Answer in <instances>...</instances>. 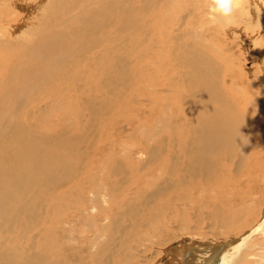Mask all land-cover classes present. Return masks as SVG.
<instances>
[{
    "label": "bare ground",
    "instance_id": "6f19581e",
    "mask_svg": "<svg viewBox=\"0 0 264 264\" xmlns=\"http://www.w3.org/2000/svg\"><path fill=\"white\" fill-rule=\"evenodd\" d=\"M117 1L119 0H0V9H4L3 6L6 5L8 7V4H10V7L13 5L20 8L19 10L23 12L21 19L31 13L34 14V20L31 22H27L28 20L20 21V23H17L18 25L16 27H11L12 24L4 28L0 26V168H4L8 172L6 179L0 178V220L3 219L5 222L9 221L11 223L15 221L21 222L23 220L24 217H22V214L25 210H22L18 214L9 213L8 208L2 204L3 197L10 194L7 182L24 177L20 168L24 166L23 161L29 157L28 167L34 165L35 161L32 160L34 157L33 155H35L38 150H43L44 147L41 144L50 142V140L53 139L51 134L41 130L37 131L38 136L33 135L30 130L37 127V125L41 128L45 127L50 132L54 127L59 128L61 132L63 128H75V131L72 129L73 135L67 133V135H69H66L67 138L71 140L72 138L80 136L81 139L82 135H84L83 131H81L80 134L77 133V131H80V127H82V125H80V120L85 118L86 112L93 107L90 105V94H93L95 91L103 95V89H105L106 92L109 89L107 88L106 90V88H104L106 86H103L104 82L110 81L111 79L117 84H120V87L123 88H126L129 83L130 85L135 84L133 91L139 98L136 99L134 97V104L129 106H135V104H137L136 102L140 104L141 101L148 99L149 101H146V103L148 102L150 115L153 116V118L149 117V121L153 123L151 124V135L153 134L155 138V135L158 136L163 132L162 136L164 140H166L167 179H165L167 185L165 192L167 198L165 201L163 200L164 203L160 205L161 210H158L159 212L157 213L155 212L157 215L154 214L153 217V213H150V224L152 228L156 229L155 226L158 222V220L153 222V219L156 218V216L158 219H162L164 216L166 219L165 221L177 222L178 225L180 224L181 229H190L191 233L195 234V238L202 237L201 240L204 241L201 242L202 246H204L203 243L208 241V239H206L208 236L205 233L207 229L209 232L213 233L218 231L217 233L224 236L222 239H225L224 242L220 244L224 250H220L219 248V250L217 249V253L211 256L208 253L209 256L206 255L207 259L201 262V264H264V205L260 207L259 212H257L258 215L254 219H252V217L255 209L251 212V216L249 215L250 218L248 219L246 216L247 206L244 205L243 207L239 205V207L238 205H234L232 201V199H236L238 191H225L228 181L224 180L220 175L221 170L225 171L224 169L227 170L232 166H218V160L221 159V161H223L222 158L224 159L228 155L234 156V162L238 164L239 168L240 166H242V168L247 166H244V163L247 160L246 154H248L250 149L246 142L249 134V123H251L253 127L255 124L260 125L263 121L260 108L257 107L254 109V104L251 100L247 99L245 96H240L241 88H239V85L236 83L237 81L229 77L233 64L225 63L223 62L224 60L222 61L220 57H214L213 54L211 57L207 55V48L205 47H210V45L208 43L206 46L204 42L205 38L203 39L200 37L199 41H196L195 37V41L192 39L190 41L185 39L184 36L181 35V18L174 29L176 23L174 24L173 22H176L175 20L179 18L180 9L183 8L184 12L186 9L189 10V8H187L188 6L185 7V3L182 2L183 0H135V2L129 6L132 18L127 22L124 20V16L118 12L120 9L123 11L124 7L122 4L119 5V2L115 3ZM214 1V3H211L212 10L215 9L214 12L212 11L215 14L214 17L222 23H224V21L228 23L231 20L227 18L230 17V14H228V11L225 12V10H231L227 5L232 3L233 0ZM234 1L237 3L238 0ZM240 1L238 2V7L244 5ZM262 1L258 0V2L255 3V0H248L249 8L246 4L247 6H243L242 10L244 14L248 15L247 17H249V19L254 18L255 20L256 18L264 29V15H261L260 11L264 10V6L261 5ZM38 4L39 7L37 6ZM172 4H174L176 9L172 14H170V12L167 14L166 12L170 10ZM261 6L262 9L259 10L258 7L261 8ZM113 8H115V10L112 16H115V18L119 17V19L109 28L106 20L108 19L109 12ZM147 9L149 11L146 15L147 19L145 18L146 20H143V14ZM12 10L10 11L9 9L10 12H12ZM10 12H8V15H10ZM230 13L232 17V11ZM0 16L2 17V15ZM135 20H141L142 29H148L150 36L148 33H144L149 42V47L147 50L144 47H138V49L134 47L132 48V55L129 56L128 52L130 48H128L127 53H125L123 49L127 46L123 45V42L127 34L130 35V44L133 46L137 39H139L137 33L133 29ZM25 24H28V28L26 29H24ZM228 24L230 25V23ZM107 27L109 29H106ZM99 33L101 34L99 35ZM194 36L198 35L195 34ZM105 39H112L114 43L106 46L107 44L105 45L104 43L106 41ZM147 54L149 56L150 70L148 69V61L146 65H140L142 59L141 55L146 56ZM220 54L221 52H219V55ZM129 57L132 58V64L128 62ZM115 62L118 63V66L115 65ZM203 62H206L204 66L202 65ZM221 64L224 67H222ZM209 66H214L212 72L206 69ZM119 68H122L124 74L118 72ZM103 78L106 80L102 81ZM95 79H97L96 83H94ZM112 87H114L113 89L118 88L115 84H112ZM102 101L105 102L103 99ZM117 101H119L118 98ZM180 104L183 105L181 106ZM176 105H178V108L180 106V109H177V111H175L177 107L174 109ZM134 115H136V113H134ZM246 118L249 119V123L246 121ZM86 120L88 119L85 118V122ZM19 138L23 139L22 143H24V141L26 143L28 140L31 144L34 143L35 145L25 143L24 145H18V153L16 155L10 154L6 145L12 142L15 144ZM80 139H78L79 142L72 147V163H75L73 168H76L73 169L68 177L61 180L68 182L63 185L62 188L52 193L51 201H54L53 223L55 222L56 226L57 223H59L61 225L58 226L64 227L65 225L71 226L75 222L82 219L85 220V218L88 217H93V219L97 217L101 220V225L97 223L99 226L118 225L120 219L112 218L113 216L110 214L112 210H110V216L107 215V207L105 209V206H103V204H108V206L111 204V207L112 204L114 205L116 201H113V199H115L114 195L116 193L112 190L118 188L119 185L118 183L117 185L111 183L108 185V182H105L107 174L104 172V167L106 159L109 158L106 147L103 144H97L92 147V150L87 156L88 158L83 160V153L80 149ZM69 140L65 141L68 142ZM49 144L52 146L53 142ZM118 145V147H120V144ZM14 146L15 145H13V147ZM111 148H115V145ZM128 151H130V149ZM138 152H143V149ZM239 154L240 158L236 157ZM218 155H222V157ZM215 168L219 170L215 172ZM244 171L246 172V170ZM25 176L30 181L31 177L27 174ZM214 177H217V179L213 181V187H215L213 189L211 181L215 179ZM230 177L232 178V175H230ZM58 179L59 178H56L54 181H58ZM113 179L114 181L116 180L115 178ZM61 181L56 182L54 185L60 187ZM95 181L98 182V186H95L96 188L93 187ZM208 181H210V183ZM207 182L208 184H206ZM52 186L46 187L50 189ZM15 189L14 194L18 196L25 193L24 187H17ZM204 189H209L210 192L205 194L203 193ZM108 191H110V193L114 192L115 194L111 193V195ZM122 192L125 193V191ZM137 194L139 195V192H137ZM128 195H126V197ZM205 195L210 198L217 197L214 201L212 200V204L215 206L217 212L216 222H220L221 225H213V221L211 223L210 221L207 222V220H204V217L200 220L197 218L196 220H199L197 222H192L194 226L193 229L192 226L187 225L189 216L199 207L195 204L200 205L204 216L205 208H208V206H203ZM73 200H75V203ZM110 200L113 202H109ZM225 200H228V202ZM72 202L74 203L73 205ZM72 208L75 210H72ZM113 210L112 212H117V209ZM102 212L105 213L104 218L99 217ZM118 212V216L123 213L121 210ZM208 213L209 212H207V215ZM129 215L130 214H128V216ZM144 216L146 218L147 215ZM174 216H178L179 220H172ZM32 217L33 215L31 218ZM99 219H97L98 222ZM86 221H84V223ZM121 222L120 224H122ZM49 223L44 221L42 226L33 230V235L29 237L26 236V240L24 237L23 239L26 241V244L23 246L24 249L20 251L22 254L19 253L20 257H18V255H16L17 253H10L8 264H15L14 260L18 258H20L21 264H42L45 261H48L50 264H74L75 260L79 258H81V264H85L84 262L87 260L85 258L87 257L91 260L90 262L95 264V262L100 260V251H94L93 248L95 245L97 247L101 244L100 236L102 234V227L94 234V240H88L92 250L87 254L81 251L80 257V247H78L79 242H77L79 238L66 236L58 230V226L55 227L53 224L50 225ZM80 224L82 225V223ZM142 225L145 226L146 224ZM148 226L150 228L149 224ZM91 227L96 228L97 226H93V223L89 222L88 227H86V230L89 231L88 233H90ZM118 227L115 228L117 229ZM123 227L125 228V226ZM166 227L169 228L167 225ZM144 228L146 227L140 229ZM107 229H105L104 232ZM111 229L113 228H109L108 230L111 231ZM150 230L152 229L150 228ZM9 231H11V229ZM69 231L68 229V235ZM232 231L235 232L232 234ZM162 232V229L161 231L157 230L158 234ZM91 233L93 234V232ZM144 233L146 234V232ZM49 235L51 236L49 237ZM86 235L88 234L86 233L83 237L81 235V238L87 239ZM115 235L114 237H116ZM158 237L157 240L161 241L162 238H159V240ZM110 238L111 237H109V239ZM123 238L124 237H122V239ZM122 239L120 237V241ZM113 240H116V238ZM83 242L86 241L83 240ZM153 242L148 245V253L143 251L145 254H140L138 251L134 252L132 250L133 247L130 250H121L120 248L124 247L122 242L119 249L122 252L128 253L130 257H135L134 264H137L141 256L144 258L147 257L148 254L154 253L153 250L155 245ZM10 243H12V241ZM17 243L19 244L20 242ZM104 246H106V244H104ZM209 246L215 247V245L209 244L205 246V249L200 248V252L203 254L209 251V249L207 250ZM9 247L11 248V246ZM15 248L17 249V247ZM85 249L88 250L91 248L85 247ZM108 249L110 248H107V250ZM119 249L118 251L121 252ZM175 250H178V248H175ZM197 250H195V252ZM202 254L200 253L199 255ZM111 256L114 257L113 255ZM107 257L109 258V256ZM157 257L154 263L161 264L159 259L162 258V255L160 254V256ZM202 258L203 257H201L200 260ZM79 261H76V263ZM90 262L89 264H91Z\"/></svg>",
    "mask_w": 264,
    "mask_h": 264
},
{
    "label": "rangeland",
    "instance_id": "374dc122",
    "mask_svg": "<svg viewBox=\"0 0 264 264\" xmlns=\"http://www.w3.org/2000/svg\"><path fill=\"white\" fill-rule=\"evenodd\" d=\"M239 1L240 0H238L237 3H235V1L233 0L232 3L227 5L231 10H225V12L228 11V14H230V17H227V18L231 19L228 22V23H230V25L228 23H226L225 21H224V23H225L224 24L220 20H217L214 17L215 14L213 12L215 11V9L212 10V8H211L212 7L211 3H214L215 2L214 0L213 1L212 0H190V1L189 0H187V1L183 0L182 2L185 3L184 4L185 7L188 6L187 8H189V10L186 9L184 12L183 8H181L180 9L181 11L179 13L180 16L178 15L179 18H177L175 20L176 22H173V23L174 24L176 23L174 26V29H175L179 19L181 18V20H180L181 35H183L185 39H187L189 41L192 39L193 41H195V39H194V37H195L196 41H199L200 37L203 39L205 38L204 42H205L206 46L208 45V43L210 45V47L204 46L205 48H207L206 53L209 57H211L213 54L214 57H216V58L220 57V59L222 61L224 60L223 62H225V63H228V64L232 63L233 68H231V70H230L229 77L231 79H234L237 81L236 83L239 85V88H241L240 96L241 97L245 96L247 99L251 100L254 104V109H256L257 107L260 108V112L262 114V119H263V121L261 122L262 124L261 123H260V125L255 124L252 127V124L249 123L250 122L249 119L246 118V121L249 123V134H248V138L246 139V142L248 144V147H250V149L248 151L249 155L246 154L247 160L244 163V166L245 165H247V166H245L244 168H242V166H240V168H239L238 164H236L234 162V158H233L234 156L233 155H228L224 159L222 158L223 161H221V159L218 160V162H219L218 166L219 167H222V166H228V167L232 166L233 167V168L229 167V169H227V170L224 169L225 171L221 170L222 173L220 172L221 177L224 180L228 181V183H226L227 187H226L225 191H230V190L238 191L236 199H234V200L232 199L234 205H238V206L240 205L243 207H244V205L247 206L246 216L248 217V219L250 218L249 215L251 216V212L255 209L254 210L255 212H254L253 217H252V219H254L258 215L257 212H259L260 207H262V205H264V107H263L264 106V29H263V27H261V23L260 22L258 23L256 18H255V20H254V18L249 19V17H247L248 15L244 14L242 7L247 4L248 6L247 5L246 6L249 8L248 0H245V1L241 0L240 1L244 4V5H242V7H238ZM118 2H119V5L122 4L123 7L127 9L126 10L123 8V11H122V9H120V10H118V12L121 13L122 16H124V20L126 22L129 21L132 18V14H131V11L129 10V8H130L129 6H131V4L135 2V0H119L115 3H118ZM257 2H258V0H255V3H257ZM263 2H264V0L262 1V4L260 3L262 6H264ZM37 6L39 7V4ZM240 6H241V3H240ZM262 6H261V8L258 7V9L259 10L262 9ZM3 7L5 10L0 9V15H2V17L0 16V22H1L0 26L2 28L6 27L8 25H11V24H12L11 27H16L18 25L17 23H20V21L28 20L27 22H29V21L31 22L32 20H34L33 19V16H34L33 13L29 14L28 16H24V18L21 19V15L23 14V12L21 10H19L20 8L15 7L13 5H11V7H10V4H8V7H7V5L3 6ZM9 9H10V11L13 9L12 12H10ZM175 9H176V7L174 6V4H172L170 10L167 11L166 13L168 14L170 12V14H172ZM114 10H115V8H113L109 12L108 19L106 20V23L109 25V28H111L113 23L117 19H119V17L115 18V16H112L114 14ZM229 11L230 12L232 11V17H231V13ZM260 11H261V15H264V10L263 11L260 10ZM8 12H10V15H8ZM148 12H149L148 9L146 10V12H144L143 17H142L143 20L147 19L146 15ZM259 14H260V12H259ZM227 16H229V15H227ZM252 16H255V15H252ZM29 17H30V19H29ZM243 17H244V19H243ZM3 24H4V26H3ZM27 25L28 24H25V28L24 27L23 28L24 29L28 28ZM109 28L107 27L106 29H109ZM24 29H22V30H24ZM133 29L137 33V36L139 38V39H137L138 42L136 41L134 46L131 45L130 44L131 43V37L128 34H127V37L125 38V41L123 42V45L127 46V47H125V49H123V51H125V53H127L128 48H130V51L128 52L129 56L132 55V53H133L132 48H134V47H135V49H138V47H140V48L144 47L146 50L149 47L148 46L149 42L147 41L146 35H145V33H148V35H149V31H148V29H142L141 20H135L134 21ZM185 32H186V34H185ZM101 33H99V35ZM195 34H197L198 36H194ZM10 38H11V36H10ZM142 38H143V40H142ZM105 40L106 41L105 42L103 41V42L105 43V45L107 44L106 46L112 45L114 43V41L112 39H105ZM219 52H221L220 55H219ZM141 58H140L141 59L140 65H142V64L146 65L147 61H148V69L150 70L148 54L146 56L141 55ZM131 59L132 58L129 57L128 62H131ZM181 59H184V58H181ZM205 63L206 62H203L202 65L204 66ZM131 64H132V62H131ZM115 65L118 66V63L115 62ZM129 65H127V66H129ZM221 66L224 67L222 64H221ZM213 67L214 66H209L206 69L208 71L212 72ZM122 68L118 69V72L120 74H124V72L122 71ZM200 75H201V73H200ZM103 80H106V79L103 78L102 81ZM96 82H97V79L94 80V83H96ZM112 84H115L118 88L113 89L114 87H112ZM103 86H105L104 88H106V90H107V88H109L107 90V92L105 91V89H103V95H100V94H98V92L96 93L95 91L93 94H90V99H91L90 105H92L93 107L86 112L85 118L88 120H86V122H85V118L80 120V125H82V127H80V131H77V133L80 134L81 131H83L84 135H82L81 139H80V136L72 138L71 140H69L67 138V136L73 135L72 129L75 131V128H71V129L63 128L62 132H61V130L59 128L54 127L51 129V132H50L45 127L41 128L39 125H37V127L32 128V130H30V132L33 135H37V131L41 130L45 133L51 134L53 139H51L50 142H46V143L41 144L44 148L41 151L38 150V152L35 153V155H33L34 157L32 160L35 161L34 165L28 167L29 160H30L29 157L23 161L24 166H21L20 168L23 172L24 177L7 182V187H8V189H10V194H7V195H5V197H3L4 202L2 201V204L8 208L9 213H17L18 214L22 210L23 211L25 210V211L22 214V217H24L23 220L21 221L22 223L19 221H15V222L11 223L9 221L5 222L3 219L0 220V245H1L0 246V248H1L0 249V264H8V260H10V257H9L10 253L11 254L17 253L16 255H18V257H20V254H22V252H20V251H22V249H24L23 246H25V244H26L25 240L27 239V237L33 235V230H36L38 227L42 226L44 221H47L48 223L50 221L49 224L50 225L53 224V226H55V227H57L58 225H61V224L57 223V226H56V223L55 222L53 223L54 201H51L52 200L51 197H52L53 192L62 188V186L68 182V181H61V180L68 177L72 173L73 169L76 168V167L73 168V166H75V163L74 162L72 163V160H73L72 147H74L75 144L77 142H79L78 139H80V142H81L80 149H81V152L83 153L82 154L83 160L85 158H88L87 156H88L89 152L92 150V147L96 146L97 144L105 145L106 150H107V154L109 155V158L106 159V162H105L106 164L104 167V169H105L104 172L107 174V176L105 178V182H108V185H110V183L116 184V185L118 183L120 185V186L118 185V188L112 190V191H115V193L118 194L119 196L116 195L114 192H111V193L115 194V195L113 194L115 196V199H113V201H116V202L120 201V202L119 203L115 202L114 205L112 204V207H111V204H109L110 206H108V204H103V206H105V209L107 207V210H108L107 215L110 216V214H111V216H113L112 218L120 219L118 225H115V226H108L107 225L105 227L99 226V225H97V223L101 225V223H100L101 220L99 218L96 217V219L95 218L93 219V217L92 218L88 217L90 219L85 218V220L84 219L79 220L78 222H75L71 226L65 225L64 226L65 228L62 226L57 227V228H59L58 230L61 231L62 234L64 233V235H66V236H69V237L73 236V237L79 238L77 240V242H79L78 247H80V250H79L80 251L79 252L80 257H81V251L83 253L87 254L89 251L92 250V247L89 246V241L95 239L94 234L97 233L99 231V228H101V227H102V229H101L102 234L100 236L101 244L98 245L97 247L95 245L93 248L94 251H97V252L100 251V260L98 262H95V264H113V263L114 264H134L135 257L132 258V256L130 257L128 255V253L122 252L121 250H123V249L130 250L133 247L132 250L134 252L138 251L140 254H145V252L146 253L149 252L148 245L151 244L153 241H154L153 243L155 245L154 250H153L154 253L148 254L147 257H144V258L141 256L139 258L137 264H139V263L140 264H155L154 260H157V258H158L157 256H160V254L162 255V258H161L162 260L159 259L161 261V264H201V262H204L207 259L206 255L211 256L212 254H216L217 249L219 250V248H220V250H224V248L222 246H220V244L223 243L225 239H222L224 236L217 233L218 231H216V232L214 231L215 233H213V232H209V230L207 229V231H205V233L208 236L206 238V239H208V241H207L208 243L207 242L203 243L204 246H202L201 242H204L203 240H201L202 237H196L195 238V234L191 233L190 229H187V230L181 229L180 224L178 225L177 222H172V221L167 222V221H165L166 219L164 216L162 219H158L156 216V218L153 219V222H155L157 220H158V222L159 221L160 222L156 223V226H155L156 229L152 228V226L150 224L151 214L153 213V217H154V214L159 212L158 210H161L160 205L163 204L165 199L167 198V195L165 192L166 191L165 188L167 185V182H166V179H167L166 178V175H167V173H166L167 172L166 140H164V137L162 136L163 132H161L158 136L155 135V138H154L153 134L151 135V132H152L151 124H153V123L149 121L150 120L149 117L153 118V116L150 115V111H149L150 108H149L148 102L146 103V101H149L148 99H145V101L143 100L144 102L141 101L140 104H138L139 102H136L137 104H135V106L138 105L139 107L138 106L135 107L134 105H133L134 107L129 106V105L134 104V97L136 99L139 98L138 95L137 94L135 95V92L133 91L134 90L133 87L135 86V84L130 85V83H129L127 86L128 88L127 87L123 88V87H120V84H117L114 80L110 79V81H105ZM106 94H107V96H106ZM117 98L119 101H117ZM102 99L105 100V102H103ZM132 101H133V103H132ZM230 102H231V100H230ZM122 103L124 106L122 105ZM180 105L182 106L183 104H180ZM82 107H83V105H82ZM174 109H175V111H177V109H180V106L178 108V105H176L174 107ZM181 109H182V107H181ZM134 113H136V115H134ZM56 126H58V125H56ZM49 127H48V129H49ZM65 129H66V131H65ZM86 131H87V133H86ZM67 133L69 135H67ZM62 134H64V135H62ZM55 135H57V136H55ZM65 140H69V141L66 142ZM109 140H111V141H109ZM22 141H23V139L19 138V139H17L15 144H13L14 142L8 143L6 145V148L9 151V153L16 155L18 153V150H17V148L19 147L18 145H21V144L24 145V143H25V141H24V143H22ZM51 142H53L52 146L49 144ZM164 142H165V145H164ZM25 144L35 145L34 143L31 144L28 140L26 141ZM118 144H120V147H118L119 146ZM13 145H15V146L13 147ZM114 145H115V148H111V147H114ZM32 148H33V146H32ZM116 148H118V149H116ZM112 149H114V150H112ZM129 149H130V151H128ZM141 149H143V152H138ZM145 149H147V150H145ZM223 151H227V150H223ZM251 153H253V154H251ZM104 154H105V152H104ZM218 156L222 157V155H218ZM236 157L240 158V154L237 155ZM12 169H13V167H12ZM215 169H216L215 172L219 170L217 168H215ZM247 169H248V171H247ZM244 170H246V172ZM7 174H8V172L6 169L0 168V178L6 179ZM26 174L31 177L30 181L25 176ZM142 174H143V176H142ZM230 175H232L233 179L230 177ZM110 176H112V177H110ZM140 177H142V178H140ZM56 178H59L58 181H61L60 187H56V185H54L56 182H58V181H54ZM107 178H109V179H107ZM113 178H115L116 180L114 181ZM137 178H140V179L136 180ZM214 178L215 179H212V181H211L213 189L215 188V187H213V181H215L217 179V177H214ZM110 180H112V181H110ZM229 180H231V181H229ZM208 182L210 183V181H208ZM208 182L206 184H208ZM231 183H233V184H231ZM46 186L47 187L52 186V188L48 189ZM95 186L96 187L98 186L97 181H95V184L93 187L96 188ZM17 187H20V188L24 187L25 193L23 195H19V196L14 194V191L16 190L15 188H17ZM123 187L125 190L123 189ZM121 189H123V190H121ZM122 191H125V193H123ZM117 192H119V193H117ZM137 192H139V195L137 194ZM209 192H210L209 189L203 190V193H205V194L209 193ZM108 193L111 194L110 191H108ZM151 193H153V194H151ZM122 194L124 195V197ZM125 194L126 195L129 194V195L126 197ZM148 197L151 199H149ZM204 199L205 200H203V202H204L203 206H208V208L207 207L205 208L204 216H203V212L201 210L202 208L200 207L199 204H195L196 206H199V207L197 209H195L193 213H191L192 215L190 214V216H189L187 225L192 226L193 229H194V226L192 225V222H197L200 219H203L204 217H205L204 220H207V222L210 221V223H211L213 221L212 222L213 225H215V224H216V226L221 225L220 222L219 223L216 222L217 212H216L215 206L212 204L213 201L215 199H217V197H211L210 198L207 195H205ZM122 200H125V201H122ZM47 201H49V202H47ZM111 201L112 200H110L109 202H111ZM225 201L228 202V200H225ZM73 202L75 203V200H73ZM73 202H72V205L74 204ZM126 202H128L129 204ZM15 203H16V205H15ZM23 203H24V206H23ZM115 207H117V208H115ZM36 208H38V209H36ZM128 208H131V209H128ZM113 209H115V210L117 209V212H112V211H114ZM126 209H128L129 211ZM72 210H75V209L72 208ZM110 210H112L111 213H110ZM120 210L123 213L118 216V214H119L118 211H120ZM126 212H127V214H126ZM207 212H209L210 215H209V213L207 215ZM128 214H130V215L128 216ZM32 215H33L32 218H34V219L31 218ZM144 215H147L146 218ZM37 216H39V217H37ZM46 216H48V217H46ZM99 217L104 218L105 213L102 212V214ZM194 217H196V218H194ZM30 218L32 221L30 220ZM36 218H38V219H36ZM144 218H145V220H144ZM197 218L199 220H196ZM25 219H26V221H25ZM97 219H99V222ZM242 219H244V218H242ZM68 220H69V217H68ZM172 220L177 221V220H179V217L174 216V218ZM84 221H86V222L84 223ZM89 222L93 223V226H97L96 227L97 229L95 227H93V228L91 227L90 233H88L89 231L86 230V227H88ZM120 222L122 224H120ZM80 223H82V225H84V226H82ZM21 224H23V225H21ZM133 224H134V226L136 225L138 228L136 226L134 227ZM142 224H144V225L146 224V225L143 226ZM148 224L150 225V228L152 230H150ZM102 225H103V223H102ZM119 225H121V226H119ZM138 225L140 226V228H142V227H146V228L140 229ZM166 225L169 226V228L166 227ZM123 226H125V228ZM80 227H81V229H80ZM108 227L113 228L114 230L111 229V231H110V230H108L109 229ZM115 227H118L119 229L118 228L116 229ZM128 227L130 228V230ZM23 228H25V229H23ZM61 228H63V229H61ZM10 229H11V231H9ZM68 229L70 230L69 235H68ZM105 229H107V230L104 232ZM131 229H133V230H131ZM147 229H148V231H147ZM161 229L163 232L158 234L157 230L161 231ZM16 230H17V232H16ZM84 230L88 234V235H86L87 239L81 238V235L83 237V235L86 234ZM21 231H22V233H21ZM27 231H30V232H27ZM131 231H133V232H131ZM91 232H93V234ZM142 232H143V234H142ZM144 232H146V234ZM234 232L235 231H232V234ZM112 233L117 234V235L114 234L116 237H114V235ZM120 233H121V235H123V234L124 235L121 236ZM133 233H134V235H133ZM205 233H203V234H205ZM21 234H23V235H21ZM18 235L21 238H19ZM125 235H126V237H125ZM50 236L51 235H49V237ZM133 236H134V238H133ZM146 236H147V238H146ZM156 236L158 237V239L162 238V240L158 241ZM213 236H215V237H213ZM24 237H25V240L23 239ZM109 237H111V238L109 239ZM120 237H121V239H122V237H124V238L120 241ZM148 237H150V238H148ZM14 238H16V239H14ZM104 238H105V240H104ZM115 238H116V240H113ZM18 239H21L22 241L18 240ZM124 239L125 240L128 239V240L126 242H124L125 241ZM83 240H85L86 242H83ZM131 240H132V242H131ZM11 241H12V243H10ZM17 242H20V243L18 244ZM121 242H122L124 247L122 246L123 248H120L121 249L120 250L119 246L122 245ZM155 242H156V244H155ZM104 244H106V246H104ZM209 244L215 245V247L209 246L210 248L209 247L207 248V250L209 249V251H206L205 253L202 254V252H200L199 249L200 248L205 249L206 248L205 246H207ZM13 245L15 247H17V249ZM156 245H158V246H156ZM159 245H160V247H159ZM4 246L6 247V250H5ZM9 246H11V248ZM108 246H110V247H108ZM138 246H140L141 248ZM85 247L86 248L90 247L91 249L87 250V249H85ZM2 248H3V250H2ZM18 248H19V251H18ZM107 248H110V249L107 250ZM116 248H117V250H116ZM146 248H147V250H146ZM175 248H178V250H175ZM101 249H103V250H101ZM118 249L121 252H119ZM195 250H197L199 252H197V251L195 252ZM143 251H145V252H143ZM113 252H115V253H113ZM116 252H117V254H116ZM200 253L202 255H199ZM208 253H209V255H208ZM111 255H113L114 257H112ZM107 256H109V258ZM197 257H198V259H197ZM201 257H203L202 258L203 260L202 259L200 260ZM85 259H87V260L84 263L89 264V262L91 261L89 259V257H87ZM114 259H115L116 263L114 262ZM197 260L200 262H198ZM14 261H15V264H21L20 258H18L17 260H14ZM76 261H79V262L76 263ZM149 261H150V263H149ZM90 263L94 264L93 262H90ZM42 264H50V263L48 261H45ZM74 264H81V258H79L78 260L76 259Z\"/></svg>",
    "mask_w": 264,
    "mask_h": 264
}]
</instances>
